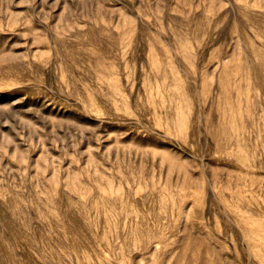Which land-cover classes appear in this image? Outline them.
<instances>
[{"label": "rangeland", "instance_id": "374dc122", "mask_svg": "<svg viewBox=\"0 0 264 264\" xmlns=\"http://www.w3.org/2000/svg\"><path fill=\"white\" fill-rule=\"evenodd\" d=\"M0 264H264V0H0Z\"/></svg>", "mask_w": 264, "mask_h": 264}]
</instances>
